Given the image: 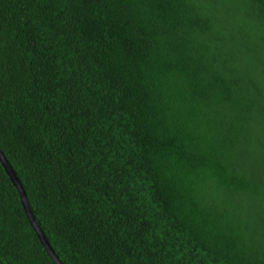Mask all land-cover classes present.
<instances>
[{
    "label": "trees",
    "instance_id": "obj_1",
    "mask_svg": "<svg viewBox=\"0 0 264 264\" xmlns=\"http://www.w3.org/2000/svg\"><path fill=\"white\" fill-rule=\"evenodd\" d=\"M0 149L63 264H264V0H0Z\"/></svg>",
    "mask_w": 264,
    "mask_h": 264
},
{
    "label": "water",
    "instance_id": "obj_2",
    "mask_svg": "<svg viewBox=\"0 0 264 264\" xmlns=\"http://www.w3.org/2000/svg\"><path fill=\"white\" fill-rule=\"evenodd\" d=\"M0 162L2 163L3 167L5 168V171L8 174V176L10 177L12 183L18 189L20 197H21L22 205L25 209V212L28 216V219H29L32 227L36 231V233H37L41 243L43 244L44 248L46 249L48 255L52 258V260L54 261L55 264H63L60 261V259L58 258V256L56 255L52 246L50 245L48 239L46 238V235L44 234V232L39 227V225L36 221V217L34 216L33 211L30 207V203H29L26 191H25L22 183L20 182L19 178L17 177L14 169L10 165L9 161L7 160L6 156L4 155V153L2 152L1 149H0Z\"/></svg>",
    "mask_w": 264,
    "mask_h": 264
}]
</instances>
